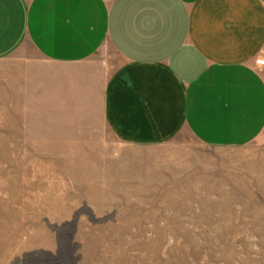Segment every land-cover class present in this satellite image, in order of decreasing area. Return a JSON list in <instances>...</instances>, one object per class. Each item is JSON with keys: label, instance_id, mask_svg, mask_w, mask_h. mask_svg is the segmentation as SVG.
Wrapping results in <instances>:
<instances>
[{"label": "crops", "instance_id": "0c3cea01", "mask_svg": "<svg viewBox=\"0 0 264 264\" xmlns=\"http://www.w3.org/2000/svg\"><path fill=\"white\" fill-rule=\"evenodd\" d=\"M258 56L264 0H0V118L243 146L264 136Z\"/></svg>", "mask_w": 264, "mask_h": 264}, {"label": "rangeland", "instance_id": "374dc122", "mask_svg": "<svg viewBox=\"0 0 264 264\" xmlns=\"http://www.w3.org/2000/svg\"><path fill=\"white\" fill-rule=\"evenodd\" d=\"M1 107L0 264H264L263 135L127 144Z\"/></svg>", "mask_w": 264, "mask_h": 264}, {"label": "built area", "instance_id": "2783aa9c", "mask_svg": "<svg viewBox=\"0 0 264 264\" xmlns=\"http://www.w3.org/2000/svg\"><path fill=\"white\" fill-rule=\"evenodd\" d=\"M256 63L259 64V65L264 64V58L261 57V56H258V57L256 58Z\"/></svg>", "mask_w": 264, "mask_h": 264}]
</instances>
